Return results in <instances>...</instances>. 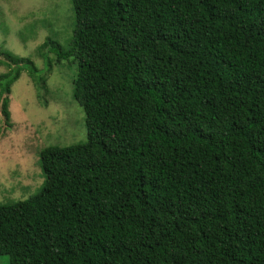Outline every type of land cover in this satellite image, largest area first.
<instances>
[{
	"label": "trees",
	"instance_id": "1",
	"mask_svg": "<svg viewBox=\"0 0 264 264\" xmlns=\"http://www.w3.org/2000/svg\"><path fill=\"white\" fill-rule=\"evenodd\" d=\"M86 139L38 153L39 190L0 203L7 264H264V0H70ZM0 105L26 71L0 46Z\"/></svg>",
	"mask_w": 264,
	"mask_h": 264
},
{
	"label": "rangeland",
	"instance_id": "2",
	"mask_svg": "<svg viewBox=\"0 0 264 264\" xmlns=\"http://www.w3.org/2000/svg\"><path fill=\"white\" fill-rule=\"evenodd\" d=\"M72 27L70 0H0V46L29 57L42 73L47 65L36 48L47 36L65 44ZM4 70L0 65V72ZM45 74L38 94L22 71L11 86L8 118L0 105V203L39 190L43 175L38 153L43 147L86 139L83 109L70 96L72 69L66 63L54 64ZM7 261L0 256V264Z\"/></svg>",
	"mask_w": 264,
	"mask_h": 264
}]
</instances>
